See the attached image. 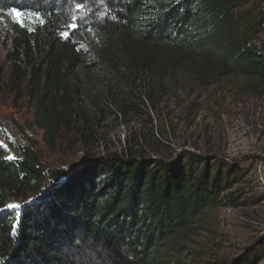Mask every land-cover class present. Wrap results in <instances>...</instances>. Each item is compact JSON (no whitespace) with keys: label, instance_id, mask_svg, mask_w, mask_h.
Masks as SVG:
<instances>
[{"label":"trees","instance_id":"1","mask_svg":"<svg viewBox=\"0 0 264 264\" xmlns=\"http://www.w3.org/2000/svg\"><path fill=\"white\" fill-rule=\"evenodd\" d=\"M73 1L0 0L2 10L35 19L13 28L8 82L34 101L33 124L48 146L78 120L91 130L79 96L81 85L95 81L90 72L118 110L139 98L137 81L177 68L202 80H264V8L255 13L264 0H82L94 4L86 48L73 32ZM4 74L1 67L0 87ZM95 106L99 113L103 104ZM76 130L80 142L85 134ZM6 141L0 264H174L180 248L173 240L216 203L235 173L192 151L172 160L111 152L69 173L48 169L32 140Z\"/></svg>","mask_w":264,"mask_h":264},{"label":"rangeland","instance_id":"2","mask_svg":"<svg viewBox=\"0 0 264 264\" xmlns=\"http://www.w3.org/2000/svg\"><path fill=\"white\" fill-rule=\"evenodd\" d=\"M93 5L76 0L70 6L77 22L73 32L82 35L84 48L91 40L87 25L94 16ZM260 7L264 8V1L255 13ZM24 19L35 20L0 8V68L5 73L0 87V144L6 146V139L18 144L32 140L48 169L75 165L85 155L98 158L111 152L172 160L180 151H192L208 155L212 162L221 160L237 176H230L216 203L206 206L173 240L180 248L174 264H241L243 260L264 264V80L238 74H214L202 80L188 68H177L137 81L133 88L139 98L118 110L106 90L99 92L101 85L90 72L95 81L81 85L79 96L92 120L86 126L91 130L85 131L84 122L78 120L48 146L43 131L33 124L34 101L24 87L14 88L8 82L13 28ZM259 40L264 43V24ZM99 104L103 106L98 113ZM76 129L85 134L80 142Z\"/></svg>","mask_w":264,"mask_h":264},{"label":"water","instance_id":"3","mask_svg":"<svg viewBox=\"0 0 264 264\" xmlns=\"http://www.w3.org/2000/svg\"><path fill=\"white\" fill-rule=\"evenodd\" d=\"M82 158L84 159L82 160ZM82 158H79V160L77 161L75 165L64 167L67 170L66 172L72 173V171L77 170L80 166L84 164H90V163H94L97 161L96 158H88L87 156L86 158L85 156H83Z\"/></svg>","mask_w":264,"mask_h":264},{"label":"snow or ice","instance_id":"4","mask_svg":"<svg viewBox=\"0 0 264 264\" xmlns=\"http://www.w3.org/2000/svg\"><path fill=\"white\" fill-rule=\"evenodd\" d=\"M9 207H12V206H9Z\"/></svg>","mask_w":264,"mask_h":264}]
</instances>
